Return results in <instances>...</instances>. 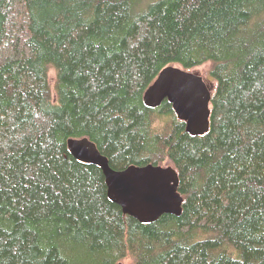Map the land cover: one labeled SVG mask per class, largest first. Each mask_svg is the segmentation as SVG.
<instances>
[{"label": "trees", "instance_id": "obj_1", "mask_svg": "<svg viewBox=\"0 0 264 264\" xmlns=\"http://www.w3.org/2000/svg\"><path fill=\"white\" fill-rule=\"evenodd\" d=\"M207 62L204 134L144 102ZM85 136L116 169L173 165L182 213H124ZM120 261L264 264V0H0V264Z\"/></svg>", "mask_w": 264, "mask_h": 264}, {"label": "water", "instance_id": "obj_2", "mask_svg": "<svg viewBox=\"0 0 264 264\" xmlns=\"http://www.w3.org/2000/svg\"><path fill=\"white\" fill-rule=\"evenodd\" d=\"M211 95L210 85L203 75L170 64L161 69L146 88L143 99L151 107L168 99L178 118L185 122L186 131L202 135L210 128ZM67 143L77 159L102 169L108 196L124 213L141 222H153L165 213H182L184 198L178 189L179 175L173 165L130 164L116 169L90 138H68Z\"/></svg>", "mask_w": 264, "mask_h": 264}, {"label": "rangeland", "instance_id": "obj_3", "mask_svg": "<svg viewBox=\"0 0 264 264\" xmlns=\"http://www.w3.org/2000/svg\"><path fill=\"white\" fill-rule=\"evenodd\" d=\"M209 63L210 62L204 63V64H202L200 66H197V67L193 68L192 70L195 71V72L200 73L201 75H203L204 78L207 79L206 81H208L207 83L210 85L211 90H213L215 81L212 79V81H214V82L213 83L210 82L211 79L209 78L208 71H207L208 68H209V65H210ZM50 76H51V81L53 83L55 81V79H56V74H55V72L53 70H51Z\"/></svg>", "mask_w": 264, "mask_h": 264}, {"label": "bare ground", "instance_id": "obj_4", "mask_svg": "<svg viewBox=\"0 0 264 264\" xmlns=\"http://www.w3.org/2000/svg\"><path fill=\"white\" fill-rule=\"evenodd\" d=\"M190 70V69H189ZM193 71V70H192ZM195 72V71H194ZM198 73V72H197ZM207 80V79H206ZM208 82V81H207ZM211 97H212V95H211ZM186 129V128H185ZM69 138H74V137H69ZM69 151H70V149H69ZM71 152V151H70ZM71 154H72V152H71ZM103 154V153H102ZM73 155V154H72ZM178 172V171H177ZM171 214V213H170ZM173 214V213H172Z\"/></svg>", "mask_w": 264, "mask_h": 264}]
</instances>
